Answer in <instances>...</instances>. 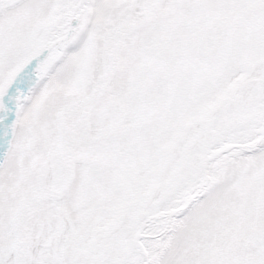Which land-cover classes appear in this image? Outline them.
Instances as JSON below:
<instances>
[{
	"label": "snow or ice",
	"instance_id": "6c2138e0",
	"mask_svg": "<svg viewBox=\"0 0 264 264\" xmlns=\"http://www.w3.org/2000/svg\"><path fill=\"white\" fill-rule=\"evenodd\" d=\"M0 264H264V0H0Z\"/></svg>",
	"mask_w": 264,
	"mask_h": 264
}]
</instances>
